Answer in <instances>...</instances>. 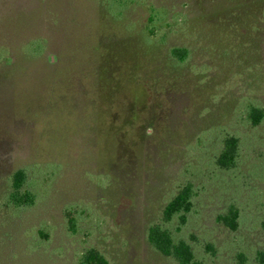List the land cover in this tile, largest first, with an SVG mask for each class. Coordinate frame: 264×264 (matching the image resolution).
<instances>
[{"label":"rangeland","instance_id":"1","mask_svg":"<svg viewBox=\"0 0 264 264\" xmlns=\"http://www.w3.org/2000/svg\"><path fill=\"white\" fill-rule=\"evenodd\" d=\"M252 106L264 112V0H0V264H80L91 248L109 264H180L150 244L156 224L201 264H256L264 116L254 125ZM228 135L240 158L223 170ZM20 168L32 206L10 200ZM188 182L178 229L163 210ZM232 206L236 229L217 219Z\"/></svg>","mask_w":264,"mask_h":264},{"label":"trees","instance_id":"2","mask_svg":"<svg viewBox=\"0 0 264 264\" xmlns=\"http://www.w3.org/2000/svg\"><path fill=\"white\" fill-rule=\"evenodd\" d=\"M173 56L184 61L187 58L186 48H174ZM251 122L257 125L264 116L263 109L252 106L249 110ZM240 158V140L235 135H228L223 140V148L216 157V164L220 169H234ZM27 172L20 168L13 174V191L10 195L11 202L17 207L32 206L36 203L37 196L32 191L25 189ZM197 191L192 182L186 183L178 193L167 203L163 210L165 223L178 219V229H182L188 222V214L194 207ZM66 216L72 230L76 229V215L73 209H67ZM219 222L236 229L239 222V210L232 206L226 214L217 217ZM148 240L150 244L165 256H172L180 264H201L195 258L191 244L184 240H175L170 229L163 224H156L149 228ZM245 261V257L243 256ZM256 264H264V250H259L255 256ZM80 264H109V261L97 249L91 248L83 253Z\"/></svg>","mask_w":264,"mask_h":264}]
</instances>
